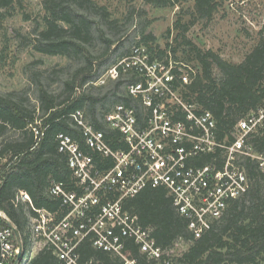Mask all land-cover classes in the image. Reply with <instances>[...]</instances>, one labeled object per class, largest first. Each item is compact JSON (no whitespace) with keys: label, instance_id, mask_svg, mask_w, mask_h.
Returning <instances> with one entry per match:
<instances>
[{"label":"trees","instance_id":"trees-1","mask_svg":"<svg viewBox=\"0 0 264 264\" xmlns=\"http://www.w3.org/2000/svg\"><path fill=\"white\" fill-rule=\"evenodd\" d=\"M22 1L0 0V10L4 12L1 16H11ZM191 1L189 13L185 14L189 21H176L178 35L173 41L176 48H170L174 54L181 49L186 61L195 62L198 67L182 95L212 114L219 138H230L241 118L264 107V28L244 60L234 64L212 50L197 47L186 34L196 21L211 19L218 6L215 0H142V3L162 8ZM42 10L44 15L26 44L33 52L66 58L71 69L65 72L66 67H61L51 74L44 69L29 70L26 88L0 93V211L19 234L23 247L20 264H59L46 248L30 258L29 223L35 216L32 208L46 209L58 216L65 213L60 199L49 195L52 182L63 183L68 191L76 190L66 157L58 152V134L69 135L83 151L90 152L69 114L83 111L96 130L104 131L111 148L118 149L123 147L119 134L101 121L106 106L123 103L139 110L138 101L120 93L122 76L104 92V85H94L112 65L110 60L119 49L112 47L113 41L106 34V28L115 29L117 24L110 19L107 9L92 0H43ZM97 44L101 47L96 50ZM129 54L125 52L119 57ZM62 75L67 76L61 80L59 91L50 90V82L56 83ZM92 154L96 162L102 161L96 153ZM246 171L250 181L247 193L232 202L222 218L198 239L188 231L187 222L175 211L163 189L145 188L127 200L124 207L137 217L142 227L150 230L156 245L163 250L169 251L179 242L188 243L187 250L170 258V264H264V173L249 163ZM21 191L29 196L31 205L21 202ZM6 226V221L0 218V229ZM78 252V264L122 263L119 257L93 248L89 240L80 244ZM124 255L136 259L138 264H155L147 262L131 241L127 242Z\"/></svg>","mask_w":264,"mask_h":264},{"label":"built area","instance_id":"built-area-1","mask_svg":"<svg viewBox=\"0 0 264 264\" xmlns=\"http://www.w3.org/2000/svg\"><path fill=\"white\" fill-rule=\"evenodd\" d=\"M126 73L136 77L127 81L125 93L138 101L139 110L115 104L103 123L119 134L122 148L112 149L104 131L96 130L81 110L69 118L90 152L69 135L58 134V152L66 157L76 190L52 182L49 195L60 199L64 214L32 208L30 258L46 248L59 264H78V248L89 240L93 248L119 257L121 264H138L124 255L131 241L147 262L170 264V250L156 245L150 230L124 207L127 200L145 188L163 189L198 239L247 193L246 164L264 173V107L248 112L230 138L221 139L212 114L182 95L196 73L191 67L170 57L167 62L153 59L144 48L134 47L94 85L115 82ZM92 153L102 161L96 162ZM19 199L31 205L25 192H19ZM0 218L10 222L1 211ZM22 249L8 225L0 229V264H13Z\"/></svg>","mask_w":264,"mask_h":264},{"label":"rangeland","instance_id":"rangeland-1","mask_svg":"<svg viewBox=\"0 0 264 264\" xmlns=\"http://www.w3.org/2000/svg\"><path fill=\"white\" fill-rule=\"evenodd\" d=\"M92 1L105 7L110 19L117 22L115 29L106 28V34L113 41L112 47H119L110 63H116L123 58L119 57L120 54L130 53L134 47L139 46L144 48L153 59L167 62L170 57L197 71L195 62L186 61L181 49L175 54L170 49L175 47L173 41L178 35L175 23L179 19H182L181 23L189 21L188 15L185 14L189 13L188 9L191 8L192 1L162 8L145 6L142 0ZM215 1L218 6L211 19L196 21L186 33L187 37L202 50H212L223 60L239 64L256 45L264 28V0ZM42 2L43 0H23L21 6L6 18L1 16L4 12L0 10V93L2 94L26 88L29 70L44 69L51 74L53 69L57 71L61 67H66L65 72L71 69L66 58L33 52L26 44L44 15ZM145 42L148 45L144 44ZM100 47L97 44L96 50ZM214 74H218L216 70ZM66 76H60L56 83L51 81L50 90L58 92L61 88V80ZM122 77L121 81L124 83L119 91L126 96L127 81L136 77L131 73H126ZM111 82L113 81H106L103 92L110 87L109 84H114ZM32 102L34 103V100ZM113 107L106 106L101 117L102 123ZM187 247L188 243H176L169 252L170 258L178 257L187 250Z\"/></svg>","mask_w":264,"mask_h":264},{"label":"water","instance_id":"water-1","mask_svg":"<svg viewBox=\"0 0 264 264\" xmlns=\"http://www.w3.org/2000/svg\"><path fill=\"white\" fill-rule=\"evenodd\" d=\"M7 225L10 227V229L12 230L13 234H14V237L16 238V240L19 242L20 241V238H19V234L16 230V228L14 227V225L11 223V222H8ZM20 258L21 256L19 255L16 259V261L13 263V264H19L20 262Z\"/></svg>","mask_w":264,"mask_h":264},{"label":"crops","instance_id":"crops-1","mask_svg":"<svg viewBox=\"0 0 264 264\" xmlns=\"http://www.w3.org/2000/svg\"><path fill=\"white\" fill-rule=\"evenodd\" d=\"M36 253V251H33L31 257L35 256Z\"/></svg>","mask_w":264,"mask_h":264}]
</instances>
